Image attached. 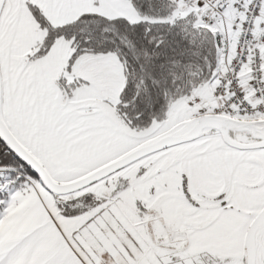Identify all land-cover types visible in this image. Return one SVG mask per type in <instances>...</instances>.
I'll return each mask as SVG.
<instances>
[{"label": "snow or ice", "instance_id": "snow-or-ice-1", "mask_svg": "<svg viewBox=\"0 0 264 264\" xmlns=\"http://www.w3.org/2000/svg\"><path fill=\"white\" fill-rule=\"evenodd\" d=\"M0 264H264V0H0Z\"/></svg>", "mask_w": 264, "mask_h": 264}]
</instances>
